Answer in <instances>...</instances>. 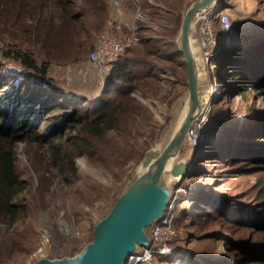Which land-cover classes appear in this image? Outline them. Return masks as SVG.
Returning a JSON list of instances; mask_svg holds the SVG:
<instances>
[{
	"label": "rangeland",
	"instance_id": "rangeland-1",
	"mask_svg": "<svg viewBox=\"0 0 264 264\" xmlns=\"http://www.w3.org/2000/svg\"><path fill=\"white\" fill-rule=\"evenodd\" d=\"M193 1L140 0L127 5L135 21L124 38L134 36L137 42L125 56L148 68L134 63L141 73L118 77L114 89L125 90L119 95L108 87L117 74L106 76L87 58L99 40L112 36L105 34L108 16L98 29L87 22L88 34L73 29L72 43L64 37L67 43L62 41L61 48L68 55L51 63L47 75L66 101H74L70 109L47 115L45 123L21 111L0 125L8 133L0 139V151L11 155L23 183L12 203L26 208L13 223L0 221V264H35L43 257L77 254L92 240L94 225L108 213L146 154L160 151L175 133L186 110L188 86L185 64L176 66L171 56L179 59L180 26ZM76 4L82 8L80 1ZM111 4L108 0V15ZM217 6L236 28L229 42L221 44L214 68L199 54L195 57L198 97L206 109L199 141L206 146L203 152L200 146L190 150L185 135L179 151L190 177L182 178L180 185L171 178L170 190L176 184L183 192L193 189L195 202L181 192L169 210L178 238L165 264H264V164L237 161L243 153H264V138L256 135L264 127V99L254 90H235L232 72L235 68L245 76L264 66V0H217ZM41 37L35 32L30 42L21 40L22 49L38 48ZM191 47L196 54L197 44L191 41ZM18 69L16 62L2 59L0 51V72L17 77ZM9 92L0 89L11 98L14 91ZM76 104L81 112L74 111ZM93 108H103V122L91 113ZM67 114L78 117L59 124L63 141L54 142L48 129ZM19 121L23 125L12 132ZM98 123L99 131L85 130ZM67 139L70 143H63Z\"/></svg>",
	"mask_w": 264,
	"mask_h": 264
},
{
	"label": "trees",
	"instance_id": "trees-1",
	"mask_svg": "<svg viewBox=\"0 0 264 264\" xmlns=\"http://www.w3.org/2000/svg\"><path fill=\"white\" fill-rule=\"evenodd\" d=\"M77 1H80L82 8L77 6ZM107 1L0 0V45H3L2 47L0 46L1 56L2 59L16 62L18 68L21 69L17 70V73H21L17 77L6 72H0V89L6 87L12 92L14 91L11 98H9V95L4 96L5 93L0 94V125L7 123L11 116L21 114V111H24L25 115L37 116L41 119V123H45L44 120L47 115H54L62 107L70 109L71 103H74V101H66L67 99H64L66 96L58 93L59 85L54 83L47 75L48 67L51 63L60 62L61 59L67 57L68 54L61 48V43L62 41L67 43L68 37L71 38L72 43L74 38L72 36L73 33L70 35V32L73 29L75 30L78 27L82 32L88 34L89 26L87 22H90L95 29L101 27L108 16L106 13ZM84 15L88 16L89 20H85ZM35 32L42 36L39 45L37 44L38 48L29 47L27 50L22 49L21 46L25 47V45L20 43V41L30 42V38L33 37ZM55 43L58 44L59 48L55 47ZM171 57L175 61L176 66H184V62H180L183 59L181 53H179V59L176 55ZM262 58L264 59V56ZM134 63L141 64L144 69L148 68L143 61L136 58H126V56H121L114 63L109 75L116 73V80H114L116 82L108 84L112 93L115 92L114 94L119 95L125 92V90L120 92L116 90V85L119 84L118 77H125L130 73L135 77L139 72H142L141 68L133 65ZM263 67L259 66L251 74L248 75L247 73L245 76L234 68L232 71L234 75L233 81L237 82L235 84L236 89H234L242 93L254 90L255 93L264 99ZM261 69H263V72L260 71ZM25 71L29 74L25 75ZM12 92H9V94ZM77 109H79L78 104L74 105V111L81 112ZM94 111L95 109L93 108L91 113L97 116L96 119L99 118V121L101 119V122L106 119L103 108H100L98 112ZM73 115L67 114L65 120V117L62 120L57 119L56 123L50 125L48 132L54 137V142L61 143L63 141L64 134L59 132V124L78 117ZM13 121L12 124L14 125L17 121ZM29 124L30 119L24 125ZM22 125L23 123L19 121L18 125L11 131H15L18 126ZM100 125L101 123L95 124L90 130L91 125L89 124V127L87 126L85 130L96 132L99 131ZM7 134L0 126V139ZM256 135L264 138V127L256 131ZM63 143H70V139L65 140ZM199 146L202 147L203 152L205 149L203 147L206 144L203 146L199 144ZM243 154L237 161L252 165L264 164V153L249 152L248 154ZM57 157L60 158L61 156L57 154ZM69 164L72 167L73 163ZM22 187L23 183L15 174L11 155L8 152L0 151V221L6 218L13 223L18 217L24 215L26 208L12 203L13 193ZM192 190L185 191L184 199L192 198L191 195L194 192ZM190 201L193 203L195 199L192 198ZM262 209L264 210V206ZM240 219L242 218L240 217Z\"/></svg>",
	"mask_w": 264,
	"mask_h": 264
},
{
	"label": "water",
	"instance_id": "water-1",
	"mask_svg": "<svg viewBox=\"0 0 264 264\" xmlns=\"http://www.w3.org/2000/svg\"><path fill=\"white\" fill-rule=\"evenodd\" d=\"M213 1L194 0L182 18L179 51L187 72L188 100L175 133L160 151L151 150L146 154L141 162L142 171L134 172L108 213L94 225L90 242L73 256L54 259L43 257L35 264H124L128 255L147 244L145 230L162 217L168 201L173 197L169 182H164L167 164V174L172 179L179 181L182 177H190L189 167L178 155L187 128L201 111L197 67L191 47V24L194 16L208 9ZM194 149L190 147V150Z\"/></svg>",
	"mask_w": 264,
	"mask_h": 264
},
{
	"label": "built area",
	"instance_id": "built-area-1",
	"mask_svg": "<svg viewBox=\"0 0 264 264\" xmlns=\"http://www.w3.org/2000/svg\"><path fill=\"white\" fill-rule=\"evenodd\" d=\"M121 0H112L114 6H119ZM215 2V1H214ZM212 9H206L198 12L193 19L191 29L192 42L197 44L198 54L202 62L209 63L211 68L215 67L216 55L224 42H229V37L234 31V22L229 15L223 11L217 10L215 4ZM217 24V28L214 26ZM193 34L195 35L193 37ZM136 37L116 39L113 36L103 37L93 47L88 54V61L96 66L98 70L106 76L114 63L125 54V50L131 48ZM206 110L200 118H195L186 131V138L193 148L200 144L202 134L201 127L205 121ZM184 179V178H183ZM182 179V180H183ZM180 181V180H179ZM179 181L177 183L179 184ZM177 186L171 191L173 197L168 201L167 210L158 221L148 230V242L144 247H138L136 251L126 257L124 264H165V259L175 252L174 243L178 238V231L172 223L170 209L173 202L176 201L178 194L183 192L181 186ZM180 185V184H179ZM155 222V221H154Z\"/></svg>",
	"mask_w": 264,
	"mask_h": 264
},
{
	"label": "crops",
	"instance_id": "crops-1",
	"mask_svg": "<svg viewBox=\"0 0 264 264\" xmlns=\"http://www.w3.org/2000/svg\"><path fill=\"white\" fill-rule=\"evenodd\" d=\"M140 0H121L119 6L111 7L108 15L105 34L112 35L115 38H124L132 33L134 25V12L129 11L126 7L128 4H136ZM180 36V34H179ZM194 45H196L194 43Z\"/></svg>",
	"mask_w": 264,
	"mask_h": 264
},
{
	"label": "bare ground",
	"instance_id": "bare-ground-1",
	"mask_svg": "<svg viewBox=\"0 0 264 264\" xmlns=\"http://www.w3.org/2000/svg\"><path fill=\"white\" fill-rule=\"evenodd\" d=\"M215 1V2H214ZM213 1V3H212V5L208 8V10L209 9H212L211 7H213V5L215 6V4H217V0H214ZM194 19V18H193ZM193 22L194 21H192V24H193ZM191 24V25H192ZM191 29H192V26H191ZM192 36V35H191ZM191 41H192V39H191ZM197 54H198V52L195 54V52H193V56H194V59H195V57L197 56ZM196 61V60H195ZM197 77H198V73H197ZM197 88H198V83H197ZM198 99H199V101H200V98L198 97ZM204 109L205 108H202L201 107V111L203 110L204 111ZM206 110V109H205ZM168 165H169V163L167 164V166H166V169H165V176H164V182L165 183H167V182H169L170 180H171V177L170 176H168V174H167V170L169 169V167H168ZM141 166H142V164H141ZM141 166L140 167H138V169L136 170L137 172L136 173H138V172H140V171H142L141 170ZM183 178V177H182ZM173 180H176V178L175 179H173ZM181 180V179H180ZM183 193H185V191L183 192ZM176 199H177V197H176ZM167 210V209H166ZM166 212V211H165ZM163 216V215H162ZM158 221V219L155 221V222H153L149 227H148V230H150V228L152 227V225H154L156 222ZM146 232V231H145ZM146 234H147V236H148V233L146 232ZM176 250V249H175ZM126 260V259H125ZM125 260H124V263H125ZM166 262V261H165Z\"/></svg>",
	"mask_w": 264,
	"mask_h": 264
}]
</instances>
